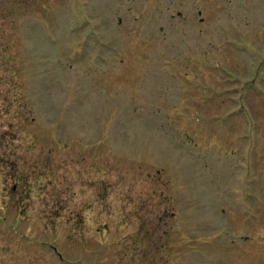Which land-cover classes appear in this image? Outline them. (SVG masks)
Listing matches in <instances>:
<instances>
[{
	"label": "rangeland",
	"instance_id": "1",
	"mask_svg": "<svg viewBox=\"0 0 264 264\" xmlns=\"http://www.w3.org/2000/svg\"><path fill=\"white\" fill-rule=\"evenodd\" d=\"M0 264H264V0H0Z\"/></svg>",
	"mask_w": 264,
	"mask_h": 264
}]
</instances>
